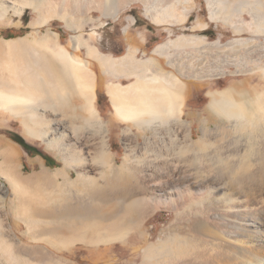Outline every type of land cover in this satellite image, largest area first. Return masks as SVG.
<instances>
[{
    "label": "bare ground",
    "instance_id": "bare-ground-1",
    "mask_svg": "<svg viewBox=\"0 0 264 264\" xmlns=\"http://www.w3.org/2000/svg\"><path fill=\"white\" fill-rule=\"evenodd\" d=\"M137 2L157 26L182 23L183 14L190 12L178 15L181 0H0V11L20 16L32 8L44 16L59 13L77 18L95 10L104 18L117 19L122 10ZM207 7L212 22L231 25L236 32H251L255 38L264 36V0H208ZM244 14L251 17L250 23L244 22ZM234 17L241 24L236 25ZM87 20L93 21L90 16ZM78 38L77 46L81 44ZM14 41L7 45L18 44ZM253 41L236 39L234 45L247 46L264 57V46L258 43L255 47ZM198 45H206L203 37L182 35L157 46L153 53L165 57L174 69L168 47L183 52ZM86 47L109 66L110 73L135 78L128 85L108 86L107 92L115 115L126 124L122 129L124 156L120 164L115 162L105 123L93 105V86L86 81L89 63L85 68L80 59L67 53L61 54L60 67L42 58L59 92L78 93L76 100L82 104L73 110L92 131L86 136L78 135L84 127L71 124L76 118L69 125L54 124L32 110L27 112L34 87L23 83L18 87L0 72L1 108L14 116L24 115L21 122L28 138L43 142L62 159V166L53 173L25 178L18 171L20 152L0 141V175L7 183V187L0 184V192L11 191L16 202L15 207L13 201L0 196V259L4 264H77L73 259L83 251L91 252L93 264H109L116 246L133 256L126 264L138 260L140 264H264V85L251 87L255 77L249 76L224 90L209 92L203 119L186 113L189 85L163 70L158 59L138 61L135 49L119 59L107 58ZM24 61L35 63L27 57ZM208 63L212 69V62ZM213 69H196L197 74L190 69L193 75L186 70L185 79L181 77L224 76L223 70L214 74ZM253 71L259 72L264 83V64L257 63ZM39 88L45 90L42 85ZM191 118L201 124L198 141L192 136ZM175 147L180 157L188 154L198 161V168L190 163L177 166L166 159ZM71 170L76 174L74 180ZM161 211L172 214V221L154 234L155 228L147 226ZM8 213L17 214L21 223L10 222ZM20 226L25 227L29 242L18 234Z\"/></svg>",
    "mask_w": 264,
    "mask_h": 264
},
{
    "label": "rangeland",
    "instance_id": "rangeland-1",
    "mask_svg": "<svg viewBox=\"0 0 264 264\" xmlns=\"http://www.w3.org/2000/svg\"><path fill=\"white\" fill-rule=\"evenodd\" d=\"M207 1L208 0H186L185 2L181 0L176 10L177 13H179L178 15L182 16L184 10H189L190 12L188 14H183L184 21L179 24L176 23L174 26H157L153 24L150 17L144 14L145 8L141 2H137L131 7L122 10L117 19L104 18L101 11L95 10H89L86 17L84 15L77 16V18L67 15L65 16L68 18H64L59 15V13H51L47 15V17L32 8L24 10L20 16L14 15L12 11L7 13H1L0 11V69H4V71L0 70V72H3V76L7 80H12V83L18 85V87H22L24 84L34 87L35 90L33 89L32 92L30 91V94L28 93L31 96L30 99L32 98L31 102L34 104L31 103L32 106L26 109L27 112L32 110L33 113L38 114L37 117L42 115L39 116L40 119L45 116L43 118L45 122H52L54 124L55 122H62L61 124L69 125V122L72 120V122H74L76 118L78 120H75V122L71 124L84 127L86 126L84 120L78 118L79 116L75 117L77 113L73 110L74 106H80L82 104L81 101L76 100L79 96L78 93H63V95L62 92H57L56 94L60 95L58 98L55 93L52 95V92L50 93L48 88L56 85L49 80L47 68L43 65L44 60H42V58L49 59L52 64H57L56 66L60 67L63 62L61 55L63 53H67L68 56H76L80 59L85 68L88 67L87 69L89 71L86 81L93 86V92L90 91L93 97L95 96L93 105L98 110L102 121L105 123L104 129L107 130L109 145L114 152V160L117 164H120L124 156L122 129L125 128L126 124L120 122L114 113L109 94H107L108 86L116 84L128 85L135 81V78L116 76L120 73H110L109 66L98 59L97 56L88 53L86 46L95 48L102 57L114 59H119L123 57L128 50L135 49L138 51L136 53L137 60L143 62L149 59L150 53L157 46L174 41L179 36L194 34L201 38L203 37L206 45L194 46L191 49L187 47V50L183 52L182 50L178 51V49L173 46L168 47L170 56L175 59L174 69L168 65L167 62L165 63V57H159L160 67H162L163 70L166 69L165 71L171 72L182 82L186 83L187 86L189 85L188 88L186 87L187 89H185L189 96L186 113L194 117L198 115L203 119L207 117L205 110L209 103V92L224 90L238 82H242L249 76L255 77L250 80L251 87L255 85L261 87L264 85V83L260 81L258 71L250 72L257 63L264 64V57H260L262 52L259 55L254 49H251L250 51L254 54L253 55L248 50L247 46L234 45L236 39H254V43L252 42V44L256 45L255 47L260 43V45L264 46V36H257L255 38L251 32H245L241 29L239 33L236 32L238 30H234L231 25L212 22L209 18ZM180 13L182 14L180 15ZM88 16L93 19L92 22L87 20ZM43 17H47L44 18L46 19L44 23L42 22V20H44ZM244 17L246 20L244 22L250 23L251 17L246 14H244ZM233 20L236 25L241 24L238 18L234 17ZM37 21L41 23L37 24L38 26L36 25ZM33 23H35V25H33ZM127 25H129V27L125 31ZM53 33L57 34L56 38L53 36ZM77 36L80 40H78L79 44L81 43L78 46L75 40ZM134 38L138 40L137 44H130L129 40ZM12 40H15L14 42L18 44H11L12 46L7 45V41ZM36 42H41L42 45L37 46ZM214 42H220L218 47L207 46V44H212ZM249 44L251 45V43ZM24 57H27L31 62L35 63L28 65V63L24 61ZM201 59L202 61H200ZM205 61L206 65L204 63L200 64V62ZM249 61H251V63ZM208 62H212V69H215H213L214 74H219L220 70H223L225 73L224 76L212 77V79L184 80V75H187V71L188 74H190V69L191 73L193 70L194 74L198 73H196L197 70L202 72L207 69V71L212 70L208 68ZM221 63H223V67L219 68V66H222ZM216 64L217 66H215ZM175 69L182 71L179 73ZM183 71H185V73ZM15 73L17 75H15ZM181 75H183L184 79ZM100 83L102 84L101 87ZM40 85H42L45 90L40 89ZM61 95L63 98H61ZM26 110H23L22 113ZM85 114L86 112L84 113L86 117L87 114ZM23 117L24 115L14 116L10 111H5L0 106V140L15 147L20 152L21 158L18 161V171L23 177L27 178L31 176L34 178L35 176H40V173L42 174V172L45 171L53 173L62 166L61 156L56 151L48 149L43 142L28 138L27 132L21 122ZM57 117L60 120H58ZM61 118L64 121H61ZM189 122H192V136L194 141H198L201 136V124L198 120L192 118L189 119ZM212 127H214V124H212ZM91 132L89 128L84 127L78 131V135L86 136ZM134 133L136 135L140 134L137 129H134ZM13 134L21 136L28 145L36 148L39 155H33L31 152L26 151L15 143L13 141ZM139 140L141 142L143 141L141 137ZM177 148L175 147L173 155L166 157V159L172 161L177 166L185 167L190 163L193 167L198 168L200 165L198 161L191 160L193 158L188 154L185 157H180L178 155L179 153L177 154V151L179 152ZM70 175L72 180L76 178V174L73 170L70 171ZM0 184H4L7 187V183L2 178V175H0ZM0 196L6 198L7 202L13 201V206L16 207V202H14L13 196H11V191L6 195L0 192ZM7 217L10 222L14 221L16 223H21L17 214L8 213ZM171 221L172 214L161 211L151 218L147 227L149 229L154 227L155 229L153 232L156 234ZM18 234L28 242L30 241L28 235L25 233L24 226H20ZM110 254L114 261H110L109 264H126L133 259V256L130 255L126 248L121 246L114 247ZM92 258L93 256L89 251L78 253L75 259L72 257L73 261L77 264H93ZM0 264H4L3 259H0ZM135 264H140V260L136 261Z\"/></svg>",
    "mask_w": 264,
    "mask_h": 264
},
{
    "label": "trees",
    "instance_id": "trees-1",
    "mask_svg": "<svg viewBox=\"0 0 264 264\" xmlns=\"http://www.w3.org/2000/svg\"><path fill=\"white\" fill-rule=\"evenodd\" d=\"M13 141L15 143H17L18 145H20L22 148H24L26 151L31 152L33 155H39V153L36 150V148L28 145L21 136H19L17 134H13Z\"/></svg>",
    "mask_w": 264,
    "mask_h": 264
},
{
    "label": "crops",
    "instance_id": "crops-1",
    "mask_svg": "<svg viewBox=\"0 0 264 264\" xmlns=\"http://www.w3.org/2000/svg\"><path fill=\"white\" fill-rule=\"evenodd\" d=\"M137 41H138V40H137L136 38H134V39H130V40H129V43H130V44H137ZM139 41H140V39H139ZM153 51H154V50H153ZM153 51L150 53V56H149L148 58H153V57H154V58H156V59L159 60V56L155 55V54L153 53ZM159 63H160V62H159ZM98 84H99V83H98ZM101 86H102V84L100 83V87H101ZM53 87H55L56 89H53ZM51 89H52L53 91H56V90H57L56 92H59V90H60V89L58 90L57 86H52V87L49 88V91H50V92H53V91H51ZM56 92H55V93H56ZM66 92H67V91H66ZM66 92H65V93H66ZM0 141H1V140H0ZM1 142H3V141H1ZM4 143H5V142H4Z\"/></svg>",
    "mask_w": 264,
    "mask_h": 264
}]
</instances>
